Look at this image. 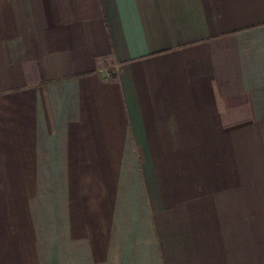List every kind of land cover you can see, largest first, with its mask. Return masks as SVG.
Segmentation results:
<instances>
[{"label":"crops","instance_id":"crops-1","mask_svg":"<svg viewBox=\"0 0 264 264\" xmlns=\"http://www.w3.org/2000/svg\"><path fill=\"white\" fill-rule=\"evenodd\" d=\"M0 264H264V0H0Z\"/></svg>","mask_w":264,"mask_h":264}]
</instances>
